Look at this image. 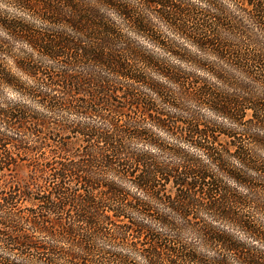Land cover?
<instances>
[{"label": "clouds", "instance_id": "clouds-1", "mask_svg": "<svg viewBox=\"0 0 264 264\" xmlns=\"http://www.w3.org/2000/svg\"><path fill=\"white\" fill-rule=\"evenodd\" d=\"M0 142V264H264V0H0Z\"/></svg>", "mask_w": 264, "mask_h": 264}, {"label": "trees", "instance_id": "trees-1", "mask_svg": "<svg viewBox=\"0 0 264 264\" xmlns=\"http://www.w3.org/2000/svg\"><path fill=\"white\" fill-rule=\"evenodd\" d=\"M32 2H36V0H32ZM34 40H36L38 43L41 44H53L54 46L57 47H65L67 49V45H60L58 43L59 38H56V40H52L51 38H45V37H38L34 36L32 37ZM74 55L77 54L76 49H70ZM116 67H119V65H116ZM119 97V100L117 101L118 105L120 106H125L124 110L127 111L128 108L135 109L136 111L143 113L144 115H149L150 110L147 108V106L139 101L136 97L134 96H125L123 92H118L116 94ZM12 119H17L16 117H12ZM39 127H44L43 124H40ZM209 136L211 137L212 134L209 133ZM2 144V142H0ZM6 147V145H3ZM28 161L25 157H18V156H12L10 154L6 155V158L3 162H0V171H3L5 169H14L18 165H27ZM147 167V165H137V167ZM48 168L52 167V164L49 162L47 164ZM58 171H65L64 168H59ZM188 174H190L193 177V182L189 184H184L181 182V188L188 191V192H194L196 195L203 196V197H208V185L204 184L203 181L201 180V174L198 169L193 168L190 170H186ZM161 181V186H171V183L176 182L175 177H166L165 175H161L160 177ZM194 181H201L200 183H195ZM218 195V194H217ZM219 198V195H218ZM185 204H189L190 201L185 200ZM130 231H135V229H130ZM141 240H147L149 243V246L158 253H165V252H170L171 253V260L169 261V264H176V262L179 260V255L176 253L174 250L171 248L166 247L164 243L159 241L158 239H154L151 234L147 232H143L142 235L140 236Z\"/></svg>", "mask_w": 264, "mask_h": 264}]
</instances>
